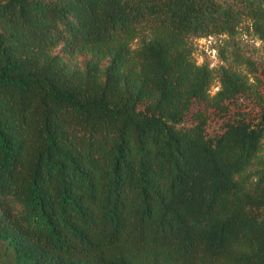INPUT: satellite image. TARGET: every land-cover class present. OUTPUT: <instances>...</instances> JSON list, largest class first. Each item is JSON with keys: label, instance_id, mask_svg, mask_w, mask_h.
Masks as SVG:
<instances>
[{"label": "trees", "instance_id": "trees-1", "mask_svg": "<svg viewBox=\"0 0 264 264\" xmlns=\"http://www.w3.org/2000/svg\"><path fill=\"white\" fill-rule=\"evenodd\" d=\"M242 22L264 45V0H0V264H264Z\"/></svg>", "mask_w": 264, "mask_h": 264}, {"label": "rangeland", "instance_id": "rangeland-1", "mask_svg": "<svg viewBox=\"0 0 264 264\" xmlns=\"http://www.w3.org/2000/svg\"><path fill=\"white\" fill-rule=\"evenodd\" d=\"M229 38L230 37L226 34L192 38V43L194 45L193 55L196 61L201 63L205 60L211 66L216 65L218 62V47L224 42V40ZM234 39L238 41L239 44H246L250 48L256 49L259 66L257 67L255 74L261 80L260 90L264 93V61L261 63V58H264V45H262V42L253 34L252 29L248 26V22H242L240 24ZM137 43L138 39L133 42V46H136ZM217 88L218 84L213 83L210 91L214 92ZM239 113L251 120L257 117L258 107L248 94L239 96L237 102H234L229 106L230 115H237ZM221 120L222 119L219 116L213 114L208 122L207 131L210 134L217 132L219 130Z\"/></svg>", "mask_w": 264, "mask_h": 264}]
</instances>
